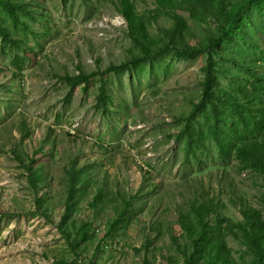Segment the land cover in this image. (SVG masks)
Instances as JSON below:
<instances>
[{"label":"rangeland","instance_id":"obj_1","mask_svg":"<svg viewBox=\"0 0 264 264\" xmlns=\"http://www.w3.org/2000/svg\"><path fill=\"white\" fill-rule=\"evenodd\" d=\"M8 1L24 8L13 20L0 5V26L19 42L0 36V264H184L192 247L181 215L196 231L221 224L228 264H254L235 226L245 223L242 204L264 219V176L237 148L264 142V0H131L153 51L198 47L228 30L216 48L228 61L214 55V90L229 102L220 106L221 138L233 143L226 154L208 114L187 121L202 99L205 55L171 51L131 65L142 39L119 0ZM125 64L104 78L107 106L97 100L100 76L76 88L65 80ZM73 169L90 187L66 210ZM71 223L90 226L79 247L67 240Z\"/></svg>","mask_w":264,"mask_h":264},{"label":"trees","instance_id":"obj_2","mask_svg":"<svg viewBox=\"0 0 264 264\" xmlns=\"http://www.w3.org/2000/svg\"><path fill=\"white\" fill-rule=\"evenodd\" d=\"M0 5L3 6L13 20L16 19L17 10L23 11L22 5L8 0H0ZM120 14L124 20L128 23L131 31L137 33L142 42H139L142 57L132 61L131 65H138L141 62H150L162 54L168 52H174L179 59H193L200 55L207 57L206 76L202 84L203 95L199 104L195 105L190 116L187 118L188 124L196 120L199 114H208V118L213 121V126L210 129V134L218 142L221 153H228V149L233 143L228 142L226 139L221 138L220 125L224 123V118L220 113V106L229 104L228 100L219 96L215 90V60L214 55L217 54L223 61H228V57L223 51H216L217 47H220L223 40L228 36V30L224 29L221 35H211L206 37V41L198 47H185L178 48L173 44L167 45L162 49L153 51L152 38L148 32L147 26L143 19L136 13L134 4L131 0H119ZM236 14H232L230 17L231 24L236 23ZM177 28L183 31L188 28L185 20L176 15ZM0 36L5 43H13L19 47V42L15 41L9 34V32L0 26ZM129 64H125L119 67H111L103 73H94V75H86L80 71V74L76 77H65L66 82L72 87L76 88L81 84L86 86L91 81L92 76H100L101 87L100 93L97 98L98 103L102 106H107L109 97L107 95L106 82L104 78L109 73L121 72L129 70ZM185 134L189 136V140L196 141L195 135L190 131V127L187 126ZM191 152V149H190ZM237 155L242 164L255 169L264 176V142L259 141H245L237 148ZM30 181L33 184V176L31 170H29ZM69 195L66 203V210H71L73 202L76 201L78 195L83 194L80 191V186L90 187V182H87V177H84L82 169H73L69 171ZM102 195V194H100ZM127 207V205L125 204ZM207 205H203L202 209H197L195 212L200 216H204L203 211L207 210ZM241 212L245 219V223L235 226L237 230H240L244 240L247 242L249 249L254 253V264H264V219L261 212L248 205H241ZM124 219V215H119L118 219L110 226L108 234H112L116 226L119 225ZM181 224L186 230L187 234L191 237L192 251L183 250L185 262L184 264H228L229 249L225 240L222 225H218L215 229L208 224L201 222V229L197 230V227L193 220L186 215H181ZM68 221V216L63 217V222ZM88 225H78L77 223H71V233L68 234L67 240L71 243V238L74 235L75 241L72 242L73 247H79L88 239ZM77 252V250L75 251Z\"/></svg>","mask_w":264,"mask_h":264}]
</instances>
